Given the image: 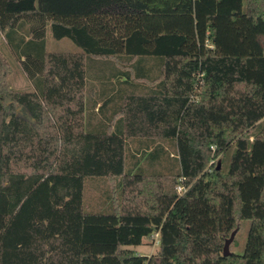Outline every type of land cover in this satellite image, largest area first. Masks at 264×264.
I'll list each match as a JSON object with an SVG mask.
<instances>
[{"label":"trees","instance_id":"trees-1","mask_svg":"<svg viewBox=\"0 0 264 264\" xmlns=\"http://www.w3.org/2000/svg\"><path fill=\"white\" fill-rule=\"evenodd\" d=\"M0 33V264H264V0H0Z\"/></svg>","mask_w":264,"mask_h":264},{"label":"rangeland","instance_id":"rangeland-1","mask_svg":"<svg viewBox=\"0 0 264 264\" xmlns=\"http://www.w3.org/2000/svg\"><path fill=\"white\" fill-rule=\"evenodd\" d=\"M45 48L47 51H67V52H76L78 48L67 38H63L61 40H56L52 37L49 28L46 31L45 37ZM0 53L7 59L9 63V73L6 78L7 86L16 91H29L31 90V83L26 78L25 74L22 72L17 60L10 52L8 47L6 46L3 36L0 33ZM18 115L22 116L26 119H29V114L25 108H20L18 110ZM132 147V146H131ZM169 153L173 156L175 152L171 147H168ZM104 190L102 184H98V190H95L93 184L87 185V189L85 187V199H87V204L91 209L99 208V197H101V191ZM248 223L245 221H240L237 225V230L233 236L232 241L228 245L229 254H241L244 248L245 240H246V232H247ZM131 250L136 251L138 254L144 256H151L156 254L158 251L157 238L154 236L153 239L145 241L142 245L139 246H130L127 247Z\"/></svg>","mask_w":264,"mask_h":264},{"label":"water","instance_id":"water-1","mask_svg":"<svg viewBox=\"0 0 264 264\" xmlns=\"http://www.w3.org/2000/svg\"><path fill=\"white\" fill-rule=\"evenodd\" d=\"M219 166H220V162L217 163V168H219ZM235 232H236V230H234V231L231 233L230 237H229L228 239L225 240L224 245H223V252H222V255H223V256H227V255H229L230 252L228 251V245H229V243L232 241Z\"/></svg>","mask_w":264,"mask_h":264},{"label":"built area","instance_id":"built-area-1","mask_svg":"<svg viewBox=\"0 0 264 264\" xmlns=\"http://www.w3.org/2000/svg\"><path fill=\"white\" fill-rule=\"evenodd\" d=\"M176 191H177L178 194H181V193H183L185 191V188L182 185H178L176 187Z\"/></svg>","mask_w":264,"mask_h":264},{"label":"crops","instance_id":"crops-1","mask_svg":"<svg viewBox=\"0 0 264 264\" xmlns=\"http://www.w3.org/2000/svg\"><path fill=\"white\" fill-rule=\"evenodd\" d=\"M155 237H156V235H155Z\"/></svg>","mask_w":264,"mask_h":264}]
</instances>
